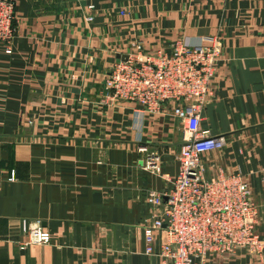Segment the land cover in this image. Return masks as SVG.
Wrapping results in <instances>:
<instances>
[{"label": "crops", "instance_id": "obj_1", "mask_svg": "<svg viewBox=\"0 0 264 264\" xmlns=\"http://www.w3.org/2000/svg\"><path fill=\"white\" fill-rule=\"evenodd\" d=\"M14 1L12 52L0 44V264H171L159 236L144 252L143 226L161 210L147 191L172 187L183 125L169 103L144 112L104 88L132 38L146 50L182 35L220 39L199 112L200 128L225 144L203 161L208 175L239 171L264 208V0ZM150 152L158 172L143 168ZM23 218L39 219L49 241L23 245ZM235 254L205 264L247 260Z\"/></svg>", "mask_w": 264, "mask_h": 264}, {"label": "built area", "instance_id": "obj_2", "mask_svg": "<svg viewBox=\"0 0 264 264\" xmlns=\"http://www.w3.org/2000/svg\"><path fill=\"white\" fill-rule=\"evenodd\" d=\"M14 6V0H0V44L7 53L16 33ZM87 9L84 18L91 21L95 4L88 3ZM207 40L193 42L182 35L166 47L146 50L141 39H129L120 51L126 57L118 56L104 78L112 98L135 101L144 112H161L169 103L170 114L184 128L172 187L165 193H146L147 201L161 210L143 226L144 252H155L159 236L156 252L171 264L231 258L238 248L244 249L249 264H264V208L253 199L250 184L239 171L219 169L208 175L203 161V153L225 144L224 135L200 128L199 107L213 93L222 50L218 37ZM158 162V155L150 152L143 168L158 172ZM21 226L23 245L49 241L39 219L23 218Z\"/></svg>", "mask_w": 264, "mask_h": 264}, {"label": "rangeland", "instance_id": "obj_3", "mask_svg": "<svg viewBox=\"0 0 264 264\" xmlns=\"http://www.w3.org/2000/svg\"><path fill=\"white\" fill-rule=\"evenodd\" d=\"M122 2H124V0H121ZM119 6H121L120 4H118ZM117 5V6H118ZM124 11V8H122L121 10H120V13H124L123 12ZM242 264H249V261H248V257H247V260L245 261V262H243Z\"/></svg>", "mask_w": 264, "mask_h": 264}, {"label": "water", "instance_id": "obj_4", "mask_svg": "<svg viewBox=\"0 0 264 264\" xmlns=\"http://www.w3.org/2000/svg\"><path fill=\"white\" fill-rule=\"evenodd\" d=\"M118 56H120L121 58H125L126 54L125 53H118Z\"/></svg>", "mask_w": 264, "mask_h": 264}]
</instances>
